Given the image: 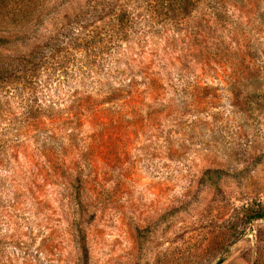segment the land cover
<instances>
[{
    "label": "rangeland",
    "instance_id": "1",
    "mask_svg": "<svg viewBox=\"0 0 264 264\" xmlns=\"http://www.w3.org/2000/svg\"><path fill=\"white\" fill-rule=\"evenodd\" d=\"M171 12L0 0V264H264V0Z\"/></svg>",
    "mask_w": 264,
    "mask_h": 264
},
{
    "label": "trees",
    "instance_id": "2",
    "mask_svg": "<svg viewBox=\"0 0 264 264\" xmlns=\"http://www.w3.org/2000/svg\"><path fill=\"white\" fill-rule=\"evenodd\" d=\"M151 5H153V3H161L162 7L164 9L167 10L168 12V16H170V13H172L171 11L177 10L181 13H184L185 10L188 7L189 1L190 0H149ZM26 31L24 30V28H21L19 30L20 35L17 36L14 39H7V38H0V48L3 47H7L8 45H12V46H16L18 44H25L26 42L24 41V38L26 36V34H22L25 33ZM30 63L27 64H31V69L29 71L28 74V78H30L31 80H34L35 74L40 67H42V65L45 64V62L43 61L42 58H35V62L31 63V61H29ZM255 219H264V216H256Z\"/></svg>",
    "mask_w": 264,
    "mask_h": 264
}]
</instances>
